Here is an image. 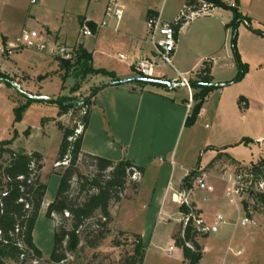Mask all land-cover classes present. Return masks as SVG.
<instances>
[{"label": "rangeland", "instance_id": "374dc122", "mask_svg": "<svg viewBox=\"0 0 264 264\" xmlns=\"http://www.w3.org/2000/svg\"><path fill=\"white\" fill-rule=\"evenodd\" d=\"M125 1L128 7V15L137 20L140 19L141 9H144L146 5L154 7L155 10H160V6H162L161 18L162 20H169L177 16L184 2V0ZM105 2H107V0H40L32 4L31 0H0V66L12 73L22 74L25 72L30 74L31 77H35L36 83L38 84L36 90L27 91L31 95L47 94L45 95L47 96L46 99L27 98L20 95L15 88L12 89L13 86L11 83L4 79L0 80V87H3L0 88V142L5 139H12L15 133L18 134V132H20V138L16 139L18 138L16 137V141H13L14 149H33L44 154L42 179L48 185L47 197L49 198L56 197L60 184L59 173H63L68 165V163H63L64 161L57 162L63 133L58 126L54 124V118L67 113L68 117L63 120V123L71 128L79 127V129L82 130L79 124L84 112V100L93 92L90 91L88 92L89 94L86 93L85 90L87 87H90L92 83L85 79L86 76L93 74H87L84 77L81 73V69L86 68V66L75 63L74 58L70 60L72 62V67L68 72L67 81L66 79L63 80L64 71L62 73L59 71V64L57 63L58 61H63V58L54 56L46 51H34L23 48L13 52V54L8 57L1 52V48H3L4 44L2 40L3 34H7L10 38L15 40V38L20 35L23 28H34L41 31L45 29V25H54L57 26L58 29H61V35L64 41L62 42L63 44L68 45L70 48H79L82 46L93 52L92 59L89 62V66L92 68L98 69L104 67L109 71L121 70L129 76L124 80L133 81V79L137 80L142 78L136 71L129 68L127 63H121L117 58L118 52L127 53V48L124 44L115 42L113 38L98 43L96 42L97 34L94 36L80 35V30L83 27L81 16L88 15L100 22L103 17H105L103 13ZM253 8L256 10L257 14H259L260 18H262L261 20L264 21V0H255ZM206 9L207 6L202 5L198 11L194 12L195 15L191 12L189 13L193 16V18H191L192 21H190L187 27L189 34L195 31L201 24L208 23V21L214 19L213 17L215 14L206 13ZM105 19H107L108 22L115 21V19L107 16ZM244 28H246V25L243 22L237 27L238 37L240 33L242 34L240 36L242 48L240 50L238 47L237 37V50L241 62L247 67V72L241 80V83L239 81L240 84H237V87H241L244 92L253 94L255 102L252 104L250 113V117L252 118L251 123H253L254 134L264 135V106L262 101L264 96V62L259 61V52L255 54L249 49L247 44L252 42L250 35L253 34L244 32ZM231 32L232 27L227 37L228 44L232 46ZM49 33L52 32L50 31ZM53 34L57 39V43H61V38L55 33H52V35ZM224 35V30H221L218 36L220 44L224 42ZM230 35L231 39H229ZM51 41L52 40H49V42ZM207 64L210 66L209 63H206V66ZM168 68L164 69V71L169 77L174 76L171 69ZM237 71L233 73L234 76L237 74ZM0 73L15 81L16 76L3 73L1 70ZM219 73L220 72H218V74ZM131 81L129 83H137ZM212 82L214 83L216 81ZM64 83L67 87L63 88L62 84ZM40 90L43 93H41ZM77 92L84 95L83 98L78 101L75 99L79 98H74L72 96L66 98L64 96L71 95V93L75 95ZM58 100L72 101L67 112L62 110L61 105L57 103ZM12 105L13 107L11 108ZM15 107L23 108L21 123L24 122V125H19L20 120H16L17 111L14 109ZM10 117L11 120L9 121L8 118L10 119ZM186 127L182 142L178 147L177 160H182L187 164H195L199 162L200 159V144L203 139L202 137L205 132L212 131L215 128V124H213L212 119L208 118V120H205L198 126V130L193 138V143L190 145L189 149L185 148L184 144L186 143V135L190 129L189 126ZM29 129L31 130V137H27ZM216 141L219 142L220 140L217 139L215 142ZM258 150L259 144H255L251 147L240 148V151L234 149V152L239 151V153H237L238 156L243 155V158L247 161L246 163H249V159L256 160ZM262 155L260 159L264 157V153ZM260 159H258L256 163H258ZM159 161L162 163L171 162L168 157H164L163 155L159 157ZM252 164L254 163L251 162L246 166H236L235 173L245 169V167H250ZM78 167L83 176L91 177L94 174L93 168L89 167V162L86 161L85 158H81ZM197 174V172H193L192 174L194 182L197 181ZM152 175V173H148L143 180L141 177L135 175L128 178L126 190L121 195L120 201H112L110 203L109 211L111 220L103 228V237H100L98 229L90 228L88 238L84 239V235L82 234V240L77 249L73 252H69L67 254V259L62 263H55L50 259L54 248L56 224H62L67 228H71V220L62 219L57 214L54 215L55 220H53L47 217V210L40 213L34 229V241L42 251L43 257L35 261L34 264H124L127 257L133 253L135 243L134 238L131 236V234L135 232L128 231V228H133V230L136 231L140 229L146 235L148 245L146 247L143 264H182L181 249L173 242V235L179 231L181 227L180 225L178 228L179 224L177 218L179 215L174 214L168 218V215L165 213L166 209L164 208V212L161 210L163 209L161 208V202L156 201L151 196L152 191L155 190L153 187ZM261 178L262 176L258 177L259 180ZM258 179L255 178L254 180L256 181ZM83 181L84 179L78 180L77 177L72 179L70 199L73 201H82L85 196L91 192V190H81L79 184ZM202 190L203 189L196 190L195 196L200 197ZM244 196L246 199L249 195L245 194ZM253 196L254 198H258L256 194ZM221 202L227 206L228 211L233 210L232 206L225 198H222ZM207 205L211 206L210 203ZM224 205L222 206L223 209H225ZM216 209L212 208L209 213L210 220L208 224L211 228L208 232V236L199 238L205 250L204 259L201 260L200 263L264 264V221L261 222V226H258L259 228L252 223L243 226L241 224L242 219L249 217L243 213L241 217H238L236 212H234L230 217H225L223 215L227 224H220L217 226V230H214L212 223L218 214L221 213L220 209ZM159 210H161L160 213H158ZM64 216L69 218L67 214ZM101 217V213L99 211L96 212L91 223L98 221ZM177 228L178 230L175 231ZM250 229L254 230L250 233L247 232ZM170 246L175 247L172 254L168 253ZM238 251L242 252L237 254L236 252ZM6 264H20V262L8 259L6 260Z\"/></svg>", "mask_w": 264, "mask_h": 264}, {"label": "crops", "instance_id": "0c3cea01", "mask_svg": "<svg viewBox=\"0 0 264 264\" xmlns=\"http://www.w3.org/2000/svg\"><path fill=\"white\" fill-rule=\"evenodd\" d=\"M186 1L187 0H184L177 16L165 21H174L184 10L189 13L195 12H192L186 6ZM223 1L230 5L234 3V0ZM254 1L255 0H239L238 9L249 19L252 27L264 31V21L261 20L262 18H260L259 14H257L256 10L253 8ZM118 2L124 9V16L121 21L118 22L115 20L108 22V25L104 27H99L98 24L101 23L105 17L99 22L94 20L91 16L85 15L81 16L82 22L83 26H88L89 22L96 25V29L94 31L92 30V36L97 34L96 42L100 43L104 40H111L113 38L115 42L124 44L127 48V53L118 52L117 58L121 63H127L128 67L133 70V63L135 61L144 57H149L154 53L153 45L148 38L146 21L150 16L159 15L161 17L162 6H160V10H155L154 7L146 5L144 9H141L140 19L137 20L128 15V7L125 0H118ZM107 3L108 0L105 2L103 8L104 15ZM206 6V13H214V19H211L212 21H208V23L201 24L195 31L189 34L187 27L190 21H192L191 18H193V16L187 18V22L182 25L176 34V49L172 57L173 67L166 65L162 67L159 72L160 75H162L160 78L163 80L173 79L177 77L179 72L185 75L191 82L199 81L202 76L201 72L206 67V63L210 64V77L212 81H216L214 83L224 84L234 78L233 73L238 70V67L233 55L232 46L227 42L233 13L231 10L220 7H213L211 5ZM45 29H48L47 32L51 31L59 36L62 40L61 44H63L62 42L64 41L60 28L58 29V27L54 25H45ZM221 30H224L225 33L223 44L219 43L218 38ZM49 32L48 39L57 42L54 34L52 35V33ZM244 32L253 34L250 35L252 42L247 45L251 52L255 54L259 52V61L264 62V36L254 33L248 29L247 26L244 28ZM241 35L240 33V36ZM240 36L238 37V47L241 50L242 41ZM230 37L231 35L229 39H231ZM2 40L3 43H6L13 39L7 34H3ZM84 49L93 56V52L90 49ZM120 53L125 55V59L119 58L118 55ZM12 54L7 56L10 57ZM57 63L59 64V71H61V73L64 71L65 73V70L60 66V62L58 61ZM168 67L171 69L174 76L169 77L164 71V69ZM98 69H103L112 74L99 73L86 76L85 80H89L88 82L92 83V85L85 90L86 93L99 87H101V89L92 99L90 120L88 128L84 133L82 143L83 152L113 161L127 159L133 164L144 168L142 180L148 173H152L153 187L155 190L152 191L151 196L156 201L161 202V208H163L161 210L164 212V208L166 209L165 213L168 215V218L174 214L179 215L177 218L179 224L178 228L181 225L179 221L180 214L182 213L180 210L181 206L173 201L172 196L181 190L187 192L192 207L201 215L208 227H210L208 224L210 220L209 213L212 208L221 210L218 216H221L224 222H219L218 226L220 224H227L224 216L230 217L234 212H236L238 217H241L242 213L249 217L250 221L246 224H242L245 218L242 219L241 224L243 226L249 223H252L257 228L261 226V222L264 221V204L260 202L259 197L254 198V196H248L246 199L245 196L228 197V193L232 187V179L235 174L236 166H246L251 162L255 164L264 153V135L254 134L253 123H251L252 118L250 117L252 104L255 102V98L253 94L244 92L241 87H237V84H240L241 81L240 83H232L216 91H212L207 96L196 122L191 127L189 126L190 129L186 135V143H184L185 148L189 149L190 145H192L198 126L205 120H208V118L212 119L215 128L210 132H205L202 137L199 162L187 164L182 160L178 161L177 156L178 147L182 142L184 132L187 128L185 125L186 118L191 112L188 111L187 106L189 99L188 90L185 87L156 86L149 83L143 84L140 80L134 79L133 81L137 82L135 84L128 82L122 85H113L112 83L114 80H124L129 76L121 70L109 71L104 67ZM0 70L11 76H16L15 81L19 82L21 87L26 91L36 90L38 85L36 83V78L31 77L30 74L25 72L22 74L12 73L2 66H0ZM218 72H220L219 74L221 75H219ZM67 79L68 78H66V81ZM62 87H67V85L64 83ZM12 89L14 88L12 87ZM16 91L18 90L16 89ZM192 91L195 94L198 92V89L192 88ZM40 92L43 93L41 90ZM19 94L34 99V97L23 95L20 92ZM42 95L45 96L47 94L43 93ZM64 96L66 98L71 96L79 98L75 99L78 101L83 98L84 95L77 92L75 95L71 93V95ZM240 96L247 99L246 108H240L238 103ZM262 101L264 106V96ZM64 103L67 104L68 101ZM244 103L245 102H243V105ZM194 104L195 100L193 102V105ZM16 108L17 107L14 109ZM67 117V113L61 114L57 118H54L53 122L56 126H58L59 122L66 125L63 123V120L67 119ZM8 120L10 121L11 117L10 119L8 118ZM19 122V125H24V122L21 123V120ZM17 135L18 138L16 139H19L21 135L20 132H18ZM27 137H31L30 129L27 132ZM16 139L14 141H16ZM217 139L220 141L215 142ZM243 139H247V142H244ZM255 144H259L258 156L256 160L249 159V163H246L247 161L243 158V155L238 156L237 153H239L240 148L251 147ZM11 147L13 148V143ZM234 149L239 151L234 152ZM24 150L28 152L36 151L26 148H24ZM40 153L44 158V154L42 152ZM162 155L168 157L171 162H160L159 157ZM192 172H197V177L205 176L206 183L212 186L213 190H204V192L202 190L200 197L195 196V191L200 188L197 183L193 181V176L188 183H185V178ZM187 184L190 185V188L187 187ZM222 198H225L229 202L232 206V211H228L227 206L222 204ZM53 199L54 198L47 197L46 192L40 213L47 210L48 205ZM208 203H210L211 206L207 205ZM244 203H247L246 208L244 207ZM223 205L225 209L222 208ZM161 210H159L158 213H160ZM217 217L212 223L213 226L215 222L218 221ZM178 228L175 231H177ZM214 230H217V227H215ZM253 230L254 229H250L247 232L250 233ZM128 231L141 234L142 243L147 247L146 235L143 231L140 229L136 231L133 230V228H128ZM174 250L175 247L170 246L169 251L171 252L168 251V253L172 254ZM180 251L182 256L181 260L183 261V253L182 250ZM240 252L242 251L236 253L239 254ZM204 256L205 250L201 260L204 259ZM198 264L201 263L199 262Z\"/></svg>", "mask_w": 264, "mask_h": 264}, {"label": "trees", "instance_id": "16d2710c", "mask_svg": "<svg viewBox=\"0 0 264 264\" xmlns=\"http://www.w3.org/2000/svg\"><path fill=\"white\" fill-rule=\"evenodd\" d=\"M204 4L232 11L233 19L230 23L232 27L231 43L238 71L234 78L224 85H216L212 83L210 68L207 65L202 70V76L199 81H190L191 87L198 89V92L194 94L195 104L186 118V126H192L196 122L207 96L212 91L239 82L244 78L247 67L241 62L237 50L238 25L243 22L251 31L264 36V31L253 28L249 19L239 11V0H234V6L223 0L186 1V6L192 12L198 11ZM186 14H189V12H186ZM187 20L186 17L180 19L176 25V32L180 30ZM89 27L93 31L96 29L94 23L89 22ZM91 59V53L87 52L84 48L79 47L76 49L75 63L86 66V68H80L84 77L87 74H112L103 69H94L89 66ZM71 63L70 60L66 59L60 62V66L65 70L63 80L68 77V72L72 67ZM3 79L9 83L12 81V79L0 73V80ZM162 80V78H154L152 81L140 82L156 86H167L161 82ZM130 81L116 79L112 84L122 85ZM100 89L101 87L94 89L92 94L84 100V112L79 124L82 127L80 133L76 134V130L79 127L71 128L60 122L58 123L59 129L63 133V138L57 162L66 160L68 165L63 173H59L60 184L57 195L48 205L46 215L53 220H55V214L62 219H70L71 228H67L62 224H56L54 248L50 256L51 261L55 263L64 262L67 259V254L77 249L82 240V234L84 235V239L88 238L90 228L98 229L100 237H103V228L111 220L110 203L112 201H120L121 195L126 190L128 178L135 174L142 178L144 174L143 167L135 165L127 159L113 161L82 151L84 133L88 128L90 120L92 99ZM65 101H68V103L65 104ZM57 102L65 112H67L68 107L72 104V101L69 100H58ZM243 102H245L244 105ZM238 103L240 108H246L247 99L240 96ZM22 109V107L16 108V120L18 121L22 118ZM16 137L17 134L15 133L12 139H5L0 142V264H6V260L8 259L20 262V264H34L35 261L43 257L42 251L34 241V229L48 185L42 180L43 155L38 151L28 152L13 149L11 145ZM243 141L247 142V139H243ZM81 158H85L89 162V167L93 168L94 174L91 177L81 174L78 167ZM246 168L252 170L256 179L261 176L263 179L264 157L258 163ZM192 174L193 172L185 178V183L191 180ZM75 177L78 180L84 179L79 184L81 190H91L79 202L70 199L72 179ZM187 187L190 188V185L187 184ZM255 194L258 195L260 201L264 204V193H252L249 196ZM244 207H247V203H244ZM180 210L182 213H186L188 208L181 206ZM98 211L101 213V219L91 223V220ZM66 213H68L69 218L64 216ZM131 236L135 240L134 249L124 264H143L146 247L142 243V236L138 233H132ZM207 236L208 232L198 231L190 223L184 230L183 224H181L179 231L173 235V239L175 245L182 250V264H198L200 262L204 254V248L199 238ZM188 243L193 248L189 247Z\"/></svg>", "mask_w": 264, "mask_h": 264}, {"label": "built area", "instance_id": "2783aa9c", "mask_svg": "<svg viewBox=\"0 0 264 264\" xmlns=\"http://www.w3.org/2000/svg\"><path fill=\"white\" fill-rule=\"evenodd\" d=\"M40 0H31L32 4L39 2ZM206 6V4H204ZM234 6V3L232 4ZM205 11V10H204ZM206 12V11H205ZM193 15L194 12L192 13ZM110 17L116 21H121L124 16V9L119 4L118 0H108L105 8V17ZM191 14H186L182 11L180 15L172 22L162 20V18L157 16L148 17L147 32L148 38L153 45L154 53L149 57H144L138 59L133 63V70L136 71L142 78L154 79L160 78V70L164 66L173 67L172 57L176 49V25L182 17L189 18ZM108 25L107 19H104L98 24L99 27H104ZM82 36H92L93 31L89 26H83L80 30ZM49 34L46 29L41 31L34 28H24L20 35L15 38V40L6 42L3 44L2 52L6 55L12 54L18 49H30L34 51H46L54 56H60L66 60H72L76 57V49L70 48L69 46L61 43H57L52 40L49 42ZM120 59H125V55L120 53ZM171 82L172 87H185L189 92L188 99V111H191L194 102V93L190 84V80L182 73L177 74V77L173 79H167ZM13 88L17 89L21 94L46 99L47 96L44 95H31L27 91L23 90L22 87L16 81H11ZM82 128V127H81ZM81 130L78 128L76 134L80 133ZM63 163H68L66 160ZM58 165V164H57ZM136 176V174H135ZM255 174L251 169H242L238 173H235L232 179V187L228 193V197H242L245 194L252 193H264V179L254 180ZM197 185L200 189L212 191L213 187L208 185L205 181V176L196 178ZM172 199L175 203L180 206H185L188 208L186 213L180 214V223L183 224V230L190 223L196 230L209 232L211 227L206 226L204 219L199 213L195 211L192 207L191 202L188 198L186 191L181 190L173 194ZM68 215V213H66ZM218 221L215 222L214 228L218 226L219 222H224L221 216H218ZM249 218H245L242 224L248 223ZM189 247L193 248L189 243ZM171 252V251H169Z\"/></svg>", "mask_w": 264, "mask_h": 264}, {"label": "water", "instance_id": "95a60500", "mask_svg": "<svg viewBox=\"0 0 264 264\" xmlns=\"http://www.w3.org/2000/svg\"><path fill=\"white\" fill-rule=\"evenodd\" d=\"M137 80H140V81H152L153 79H147V78H139ZM163 84H166L167 86H170L172 87L171 85V82L167 81V80H162L161 81Z\"/></svg>", "mask_w": 264, "mask_h": 264}, {"label": "bare ground", "instance_id": "6f19581e", "mask_svg": "<svg viewBox=\"0 0 264 264\" xmlns=\"http://www.w3.org/2000/svg\"><path fill=\"white\" fill-rule=\"evenodd\" d=\"M39 233V232H38Z\"/></svg>", "mask_w": 264, "mask_h": 264}]
</instances>
